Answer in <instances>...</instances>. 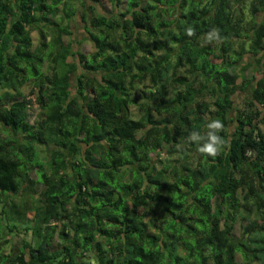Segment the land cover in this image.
<instances>
[{"label": "trees", "instance_id": "trees-1", "mask_svg": "<svg viewBox=\"0 0 264 264\" xmlns=\"http://www.w3.org/2000/svg\"><path fill=\"white\" fill-rule=\"evenodd\" d=\"M1 224L0 264H264V0H0Z\"/></svg>", "mask_w": 264, "mask_h": 264}, {"label": "rangeland", "instance_id": "rangeland-1", "mask_svg": "<svg viewBox=\"0 0 264 264\" xmlns=\"http://www.w3.org/2000/svg\"><path fill=\"white\" fill-rule=\"evenodd\" d=\"M243 2H246L247 5H249V0H242ZM119 9L123 10L124 9V5L123 2H121V4L119 5ZM99 10H109V4L107 2H103L101 7L99 6ZM73 19H71V29L73 30L72 35H63V39L67 40H72L74 43L75 48H78V50L81 51H85V52H89L93 49L91 41L86 37V34L82 28V20L76 16L73 15L72 17ZM32 36L34 38V40L36 41L38 39V34L36 31L32 32ZM247 76H249L252 73V67L247 68L246 72ZM27 91V90H26ZM241 92H237L235 94L236 96V101L238 103H243V99L242 97L239 96ZM238 99V100H237ZM132 109H135L134 106H132ZM164 154L160 155V158H164ZM31 205V204H30ZM30 205H28V207H26L27 209L23 208L20 210V213L17 216H12L13 213H9L7 212L8 215V224L10 227V222L12 223L14 220H17V229H22L23 226L28 222V220H32L31 221V225L33 223V221L35 220V215L37 214V208L35 207H30ZM14 219V220H12ZM5 224V222H3V225ZM2 224L0 226V237L7 239V241H10L7 245H3L0 247V250H4L8 249V247H10L11 244H20L21 241L23 240H28V233H25L24 231H19V232H15L17 229H12L10 230L8 227H4ZM236 231V227L235 230ZM31 231H29L30 233ZM59 245H58V239L55 237L54 241L51 245V250H56L58 249Z\"/></svg>", "mask_w": 264, "mask_h": 264}, {"label": "clouds", "instance_id": "clouds-1", "mask_svg": "<svg viewBox=\"0 0 264 264\" xmlns=\"http://www.w3.org/2000/svg\"><path fill=\"white\" fill-rule=\"evenodd\" d=\"M188 36L194 35V29L189 26L185 29ZM219 40V35L215 30H212L206 35V42H213ZM207 131L201 133L199 131H192L185 143L195 142L197 145V151L205 156L216 157L219 155L220 148L224 144L223 138L218 135L223 130V124L220 120L214 119L206 124Z\"/></svg>", "mask_w": 264, "mask_h": 264}]
</instances>
